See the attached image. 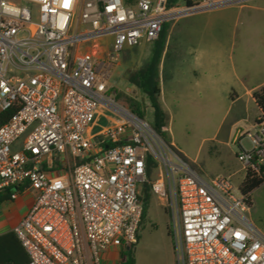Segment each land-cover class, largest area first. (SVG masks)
Listing matches in <instances>:
<instances>
[{"label":"built area","instance_id":"built-area-1","mask_svg":"<svg viewBox=\"0 0 264 264\" xmlns=\"http://www.w3.org/2000/svg\"><path fill=\"white\" fill-rule=\"evenodd\" d=\"M247 1L0 0V193L33 196L13 229L27 264H103L108 250L136 244L146 184L167 203L179 264H264V233L231 178L203 177L118 103L109 81L118 54L154 43L166 23ZM105 37L112 46L100 59ZM86 40L95 49H74ZM244 136L251 148L237 161L264 181V126Z\"/></svg>","mask_w":264,"mask_h":264},{"label":"crops","instance_id":"crops-1","mask_svg":"<svg viewBox=\"0 0 264 264\" xmlns=\"http://www.w3.org/2000/svg\"><path fill=\"white\" fill-rule=\"evenodd\" d=\"M233 4L236 3L186 15L164 25L165 37L159 64L160 98L164 89L170 97L166 106L162 102L160 104L166 115V130L170 134L169 124L187 100L193 106L207 108L209 104L211 107L215 101L212 86L217 80L211 75L212 69L208 62L220 64L222 76L225 75L227 80L221 96V102L227 109L224 118L232 115L233 142H236L240 151L244 148V135L254 131L261 119L262 113L253 93L264 86V24L259 21H241L240 15L244 10L264 12V8L250 4L230 6ZM197 13H202L201 19H189ZM216 30L219 33H215ZM109 38L110 49L107 53L113 41L112 37ZM141 44L144 48L139 54L149 52L150 61L156 41H142ZM103 118L99 119L101 126L108 124L103 123ZM237 153H234L236 160ZM241 169L233 171L232 166L230 172L231 177H240L242 183L245 173ZM32 202V195L23 194L16 200L9 199L0 204V235L13 231L27 214ZM251 209V221L264 233V184L252 193ZM122 250H108L103 255V264H121Z\"/></svg>","mask_w":264,"mask_h":264},{"label":"rangeland","instance_id":"rangeland-1","mask_svg":"<svg viewBox=\"0 0 264 264\" xmlns=\"http://www.w3.org/2000/svg\"><path fill=\"white\" fill-rule=\"evenodd\" d=\"M240 4H250L251 6L264 8V0H249L230 6L238 7ZM183 5L184 3L179 4L180 7ZM242 12L240 15L241 21H259L264 24L263 11L244 10ZM202 13L194 14L189 19L199 20L203 16ZM248 16L250 17L248 18ZM78 30H80L79 18L74 22L72 33H76ZM215 33H219V31L216 30ZM109 41V37L97 41L96 45L99 47L97 53L100 59H106V53L110 49ZM93 44L92 40H86L78 44L74 49L83 53L95 49L96 46ZM143 48L144 45L141 44L123 49L118 54L117 61L112 64L109 81L113 86L112 92L116 93L118 103L131 112L133 105H139L140 109L145 112L144 120L153 125L154 111L147 97L140 90L132 87L127 80L132 71L139 70L149 62V52L142 55L139 54ZM208 63V66L212 69L211 75L217 80L212 86V94L215 97V101L210 108L209 104H207V108H204L193 106V103L190 104L187 100L184 102L180 112L176 111L174 121L169 124L170 134L166 130L167 126L164 132L167 134L170 146L178 151L203 177L218 175L230 177L236 186V194L240 195L241 178L231 177L230 172L232 166L233 171L241 169L239 162L234 157V153L239 151V148L236 142H233L235 134L231 130L233 127L232 115L224 118L227 109L221 102L222 90L225 88L227 80L225 75L222 76L220 64ZM165 91L164 89L160 98V102L164 106L169 103L168 99L170 97L169 92L167 91L168 94H166ZM108 117L113 118L112 115ZM102 121L105 124L109 123L106 117ZM243 146L245 149L251 148V142L248 138L244 139ZM158 177L159 170L154 168L151 179L157 180ZM146 205V217L141 222L139 239L133 248L136 264H179L174 249L173 224L167 203L160 197L150 193V198ZM262 214L264 216V210ZM247 215L252 220L251 207Z\"/></svg>","mask_w":264,"mask_h":264},{"label":"trees","instance_id":"trees-1","mask_svg":"<svg viewBox=\"0 0 264 264\" xmlns=\"http://www.w3.org/2000/svg\"><path fill=\"white\" fill-rule=\"evenodd\" d=\"M135 0H127L128 3H132ZM184 3L188 6L193 4V0H167L168 8L178 7L179 4ZM165 37V27L163 26L161 34L156 41L151 60L147 65L140 68L139 70L132 71L128 76V82L131 86L140 90L149 100L150 105L154 111V124L152 125L154 130L169 144L167 134L164 132L166 127V115L161 107L159 98L161 94L160 81H159V64L162 55V41ZM253 98L261 110L262 116L258 121V125L264 126V86L260 87L253 93ZM132 112L138 117L144 119L145 112H143L139 105H133ZM156 167V163L149 157L147 176L151 179L152 171ZM51 173L59 174L61 170H49ZM264 181L255 176L254 174H246L241 186L240 191L246 197L248 204L251 206V195L259 188ZM10 191L7 193H0V204L10 199ZM151 187L146 184L143 187V198L144 210L142 214L141 222L146 217L147 205L146 203L150 198ZM141 225V224H140ZM139 239V234L137 241ZM136 241V243H137ZM134 245L124 248L121 252V264H136V260L133 253ZM29 262V256L22 246L21 241L14 231L0 235V264H27Z\"/></svg>","mask_w":264,"mask_h":264}]
</instances>
